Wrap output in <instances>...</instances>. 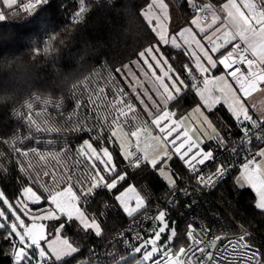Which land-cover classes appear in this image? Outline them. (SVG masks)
<instances>
[{
    "label": "trees",
    "instance_id": "trees-1",
    "mask_svg": "<svg viewBox=\"0 0 264 264\" xmlns=\"http://www.w3.org/2000/svg\"><path fill=\"white\" fill-rule=\"evenodd\" d=\"M206 1L218 7L226 0ZM147 2L42 0L26 9L15 5L5 8V18L0 20V189L12 203L26 187L36 189L48 201L49 195L70 184L81 209L101 227L97 234L75 217L64 215L50 221L53 227L65 225L61 233L76 247L67 256L70 258L58 260L60 264H96L97 259L98 264H103L96 254L105 248L118 250L110 261L124 256L114 239L135 212L125 208L121 211L120 206H124L114 200L118 191L109 193L104 189L100 173H107L98 159L90 161L82 144L91 141L97 149L108 148L123 170L127 165L119 156L122 150L112 133L117 124L129 133L138 127L155 126L156 131L154 118L162 112H175L178 120L201 103L196 89L202 76L183 48L165 43L169 46L164 48V55L183 74L186 87L191 78L190 88L179 100L171 104L168 101L153 115L146 112L120 72L124 64L138 59L146 48L162 43L143 15ZM169 2L174 13L176 9L180 15L172 29L191 22L199 4L189 0L190 10L183 0ZM33 50H38L37 58L31 56ZM226 108L221 104L208 113L224 141L220 144L213 137L205 142L203 146L215 154L228 147L233 132L237 133L234 118ZM138 153L141 154L138 151L133 156L145 159ZM170 168L182 178L176 185L191 182L192 172L179 159H174ZM129 172L127 183L136 187L137 195L145 199V207L155 205L170 188L148 165ZM236 176L234 172L220 181L202 196L199 206L201 211L211 209L212 215L217 214L230 231L237 230V221L242 223L254 232L252 242L264 252V210L255 207L257 197L250 188L234 182ZM94 180L100 183L90 189ZM6 231H10V225L0 230V264H13V246L4 239Z\"/></svg>",
    "mask_w": 264,
    "mask_h": 264
},
{
    "label": "crops",
    "instance_id": "crops-1",
    "mask_svg": "<svg viewBox=\"0 0 264 264\" xmlns=\"http://www.w3.org/2000/svg\"><path fill=\"white\" fill-rule=\"evenodd\" d=\"M192 1L195 2V0ZM196 1L199 2L197 7H201V11L195 10L191 22L185 23L176 29H172V26L179 23L180 15L176 9L174 13L172 7L169 15V5L171 6L169 1L165 3V0H151V3L142 12L162 43L183 48L191 55L196 71L202 76L196 89L201 101L206 102L209 106H214L222 101L221 104L230 107L237 116L254 113L264 119V83H261V81H264V30L258 31L254 21L250 26L240 18L241 12L246 15L249 13L244 0H237L238 6L234 5L231 0H226L218 7H214L206 0ZM255 1L259 11L264 9V0ZM0 5H2V0H0ZM0 12H2L1 8ZM203 14H206V19L203 18ZM173 32L176 34L172 35ZM245 51L251 52L255 60L252 63L245 64L242 73L235 79L229 78L222 68H218L213 72L209 71V67L213 63H219L220 59L228 64H237L243 59ZM120 72L149 115H153L162 106L167 105L168 101L173 98V93L180 87H186L185 82L176 76L177 70L169 60L165 59V55L160 53L157 45L146 48L140 53L138 59L125 64ZM163 114L165 112L155 117L154 121ZM167 115L170 116L169 119L171 120L172 114L168 113ZM209 119L211 120L210 117ZM176 126L182 127L194 140L198 142L203 140L204 144L211 140L209 138L217 135L214 129L204 123V117L196 110V106L179 118ZM215 128L217 129L216 126ZM134 130L137 132L135 133V136L138 137L136 139L133 138L132 133H128L119 124L114 127L113 135H115V139L119 144L123 143L121 145L127 147V149L128 146L133 145L134 149L132 150L139 151L144 158L153 162L168 151L167 142L162 139L159 132L155 131V126L153 128L138 127ZM149 145L153 147L150 148ZM261 149L264 150V145ZM122 151L125 156H129L130 153L131 156L134 154L132 151L126 152L124 148ZM85 154L92 162L100 157H103L105 161L108 160L104 151L98 154L93 151H86ZM166 171L172 172L170 167ZM239 174L240 172L237 173V176ZM100 181H103L102 178ZM100 181L94 180L92 188L97 186ZM28 188L31 187L26 189ZM127 189L128 193L126 195L129 193L132 194L131 197L134 194L137 195L135 189L126 188L125 190ZM33 192L35 193V191ZM30 198L29 201L42 199L38 194L34 195L33 193ZM49 199L56 203L46 204L39 208L28 207L29 210L23 208L22 210L28 211L31 220H41L43 218L44 222L48 223L49 230L52 231L54 227L50 224V221L56 219L59 215H64L56 208H64L66 204H71L74 210L73 214H76L68 217H75L81 224L82 217H84L88 224H82V226L85 228L95 226L89 223L88 216L80 207L78 195L69 184L62 190L53 193ZM137 199L140 200V203L136 208H130L128 202L124 204L121 202V204L126 210L133 212L143 206L141 197ZM75 200L79 206L77 203L74 206L73 202ZM134 204L133 202L132 205L134 206ZM96 223L98 224V222ZM93 230L97 234L101 233V227L99 232ZM45 242L43 243L45 244Z\"/></svg>",
    "mask_w": 264,
    "mask_h": 264
},
{
    "label": "snow or ice",
    "instance_id": "snow-or-ice-1",
    "mask_svg": "<svg viewBox=\"0 0 264 264\" xmlns=\"http://www.w3.org/2000/svg\"><path fill=\"white\" fill-rule=\"evenodd\" d=\"M231 2L238 6L237 0H231ZM147 3L150 4L151 0H148ZM165 3H168V0H165ZM183 3L186 6H189L191 10L189 0H183ZM249 7L250 6L246 4V8ZM170 8L171 6L169 5V15ZM240 18L244 20L245 24L250 26L253 21H255L257 30H264V9H262L258 14L250 11L246 15L244 12H241ZM175 34V32L172 33V35ZM167 46L169 45L162 43L157 44V48L161 54H164V48ZM165 59L168 60L170 57L166 56ZM234 67V63L228 64L223 59H220L219 63H213L209 67V71L213 72L218 68H222L229 75H233L232 69ZM237 71H239V69H237ZM176 76L183 80V74L181 72H177ZM261 83H264V81H261ZM187 85V87H180L173 93V98L169 100V104L179 100L183 96L184 92L189 90L191 78L187 82ZM194 94L197 95L195 91ZM221 102L222 101L216 103L214 106H209L206 102L201 101V104L196 105V110L204 117V123L218 133L215 138L219 140L220 144H224V141L220 139L221 134L217 131L215 125L207 115L209 112H214L221 105ZM169 111L172 110L169 109ZM226 111L234 118V123H239V126L242 129L241 136L245 138L244 142L250 144L251 138L253 137L257 140H264V134L255 136L253 131L255 130L264 133V121H258L259 126L257 127L252 123L251 118L245 119L242 116L237 117L236 113L230 107L227 106ZM176 122L177 117L175 112H173L171 120L165 113L153 122L156 125V131L165 133V135L162 136V139L168 142V151L154 162L146 158L138 159L136 156H131V153L129 156H125L123 151H121L119 156L127 165V167L122 170L111 151L108 148H104L103 151L108 158L107 163H105L103 157L98 158L97 162L100 166H102L101 168L105 170L107 175L103 172H101L100 175L104 182L105 190L109 193H112L114 190L118 191V194L114 196V200L118 202L119 206L121 203V193L126 188L136 189L134 185L127 183L131 178L129 169H140L143 165H148L154 172H156L159 176H162L167 181L169 187H175L177 180L182 179L178 173L171 172L169 174V172L166 171L169 169L171 162L174 159H179V161L186 166V170H190L194 174V179L198 186H204L211 189L215 187L216 183L222 180L227 174L229 168L223 163L218 165L215 172H212L209 175H205L200 172L198 166H204L206 163L214 161L215 153L213 150H207L203 147V140L198 142L194 140L189 133H186L182 127H177ZM212 138L213 137L209 139ZM149 147L151 148L153 146L149 145ZM138 155L142 154L138 153ZM256 157L261 159L257 160ZM109 165H111L110 168ZM97 171L99 172V169H97ZM234 182L240 187H244L246 185L250 188L255 193L256 197H258L255 207L257 209L264 210V150L259 149L255 153H251V159L247 158L246 162L241 165L240 174L235 178ZM27 193H32V189L28 188L25 191H22L20 193V197L22 198H18V201L28 199ZM33 194L36 195L35 193ZM83 194L85 196L89 195L88 193ZM133 200L135 201L134 206L131 203ZM139 202L140 201L137 197L133 196L129 199L128 206L130 208H136ZM0 203L6 206V208H0V218L9 221V224L11 225L10 231H6L4 239H6L13 246L11 257L14 260V264H33L34 260L45 264L48 256L46 254L41 255L42 252L47 253V248L42 246V241H47L45 224L40 222V224L44 226V235L39 239H36L26 234V230L34 226L31 223L27 224L25 219L22 218L23 215L31 220L30 217L24 215V213L20 210L19 204L16 203L14 206L13 203H11L5 196L3 191H0ZM44 203L54 204L56 202L51 199L48 201L43 199L30 201V204L32 205H42ZM145 205L146 202L145 199H143V207L137 208V212L144 209ZM120 208L122 212L125 211L124 207L120 206ZM5 210H7V215H4ZM125 214L127 215V213ZM166 215V211H159L158 214L151 217V220H154L156 223L152 224L151 227L146 230V235L149 239H152L153 237L156 238V245L159 249L156 253L152 254L151 264H163V261L167 260L168 256L177 255L173 244L176 237V235H174L175 228L171 227L170 229V224L166 220ZM9 217H11V219H9ZM13 221L18 222L19 227H17V224ZM40 221L45 220L41 218ZM9 224L0 222V230L9 228ZM56 227L63 229L65 225L59 224L56 225ZM209 232L210 229L202 228L198 233L197 229L193 225H189V230L187 231L186 236L189 244H193L194 246L191 249H182L178 257L179 260L187 262V260L194 258L196 260V264H205V262H207V264H264V252H261L250 245L246 240V236H240L238 240L228 239L224 236H215L210 240H205L204 237L207 236ZM221 240H225L226 243L221 245L219 243ZM150 247L151 245L149 244L146 248L142 249V251L147 252ZM170 247L172 251H169ZM162 257L163 259H161ZM68 258L70 257H65V259Z\"/></svg>",
    "mask_w": 264,
    "mask_h": 264
},
{
    "label": "built area",
    "instance_id": "built-area-1",
    "mask_svg": "<svg viewBox=\"0 0 264 264\" xmlns=\"http://www.w3.org/2000/svg\"><path fill=\"white\" fill-rule=\"evenodd\" d=\"M40 1L42 0H16L15 6L17 9H26L36 5ZM244 2L250 6L248 8L249 12L251 11L257 14L260 12L255 0L254 2L253 0H244ZM195 10L201 11V7H196ZM203 18H207L206 14H203ZM254 60V55L249 51H245L243 59L235 64V67L232 69L233 75H229L226 72L227 76L229 78L235 79L242 73L244 65L252 63ZM237 69H239V71H237ZM241 116L245 119L251 118L252 123L257 127L259 126L258 121H264L262 117L254 113H246L237 117ZM236 127L237 133H235L236 131L233 132L234 136L232 138L231 144L223 150L218 151L215 154L214 161H210L204 166L199 167L201 173L209 175L212 172H215L218 165L223 163L229 168V171L223 178L225 179L234 172H240L241 165L246 162V159H251V153H255L262 148L261 143L264 140H257L253 137L251 138L250 144L244 142L245 138L241 136L242 129L240 128L239 123H236ZM253 131L255 136L264 134L259 131ZM128 149L132 150L133 145L128 146ZM256 159L259 160L260 158L256 157ZM218 183H216V185ZM214 188L215 187L209 189L204 186H198L195 182L194 174L192 173V180L190 183L170 187L155 205L145 207L140 212H137L136 210L129 222L119 229L114 240L119 248L125 252L124 256L116 257L110 261V258H114L118 255V250L116 248H105L102 252H100V250L97 251L96 258L100 256V262L103 264H151V258L142 261L137 257L135 258L132 256V251L141 244L148 243L149 245V243L152 241V239L147 237L146 230L150 228L152 224L156 223L154 220H151V217L158 214V212L161 210L166 211V218L169 219L170 225L175 224L177 228L176 237L173 241L177 255L168 256V259L164 260L163 264H196V260L194 258L187 260V262L179 260L178 258L182 249H191L194 246L193 244H189L186 236V233L189 230V225H193L197 229L198 233L202 228L210 229L208 235L204 237L205 240H210L215 236H224L228 239L238 240L240 236H246L247 242L255 249H258L252 242L256 235L250 229L246 228L242 223L237 221V230L230 231L227 226L222 224L223 221L217 219V214L215 217L212 215L213 213L211 209L208 208L201 211L199 205L202 196L207 195ZM205 214L213 217L214 220L208 219ZM181 222H183V224L178 226ZM219 243L222 245L226 243V241L221 240ZM169 251H172L171 247ZM46 255L48 256V259L45 264H60L50 252L49 254L46 253ZM161 259H163V257ZM95 261L97 262L96 264H98V259ZM125 261L126 263H124ZM35 264H42V262L35 261ZM205 264H207V262H205Z\"/></svg>",
    "mask_w": 264,
    "mask_h": 264
},
{
    "label": "rangeland",
    "instance_id": "rangeland-1",
    "mask_svg": "<svg viewBox=\"0 0 264 264\" xmlns=\"http://www.w3.org/2000/svg\"><path fill=\"white\" fill-rule=\"evenodd\" d=\"M168 1H170V0H168ZM14 5H16V0H2V5H0V8H1V11L2 12H0V20H3L4 18H5V13H4V10H5V8H8V7H11V6H14ZM33 53H35V54H33ZM33 54V55H32ZM31 56L33 57V58H37V56H38V50H33V51H31ZM127 64V63H126ZM125 65V64H124ZM123 65V66H124ZM122 66V67H123ZM121 67V68H122ZM127 81V80H126ZM129 85V84H128ZM130 87V86H129ZM131 89V88H130ZM132 91V90H131ZM133 92V91H132ZM135 95V94H134ZM136 96V95H135ZM136 98H137V96H136ZM138 99V98H137ZM139 100V99H138ZM141 104V103H140ZM166 106V105H165ZM246 114V113H245ZM239 116V115H238ZM117 125H119V124H117ZM121 125V124H120ZM149 128H151V127H149ZM128 132V131H127ZM112 133H113V130H112ZM129 133V132H128ZM132 136H133V138L134 139H136V138H138L137 136H135V133H137L136 132V130H133L132 132ZM114 134V133H113ZM114 137H115V135H114ZM116 138V137H115ZM121 144H123V143H120V147L123 149H125L126 150V152H135V150H129V149H127V147H124L123 145H121ZM82 147H83V150L85 151V153H86V151H93L94 153H96V154H98V153H103V150H104V148H100V149H97L93 144H92V142L91 141H87V142H84L83 144H82ZM121 149V150H122ZM133 149H134V147H133ZM38 160H39V157H38ZM105 163H107V161H105ZM110 166V165H109ZM169 172V174L171 173L170 171H168ZM239 176V175H238ZM47 178H49L48 176H47ZM68 184H66L64 187H66ZM99 185V184H98ZM69 186H71L70 184H69ZM63 187V188H64ZM72 187V186H71ZM92 187H93V185H91L90 186V189H92ZM27 188V187H26ZM26 188H24L23 189V191H25L26 190ZM32 188V187H31ZM73 188V187H72ZM34 189V188H33ZM32 189V193H34L33 191H35V193H36V195L38 194L39 196H40V198H42L43 199V196L42 195H40V193L39 192H37V190L36 189H34L33 190ZM60 190H62V189H60ZM59 190V191H60ZM0 191H2L1 189H0ZM75 191V190H74ZM32 193H27V196H28V199H25V200H22V201H18V198H22V197H18L17 199H15L14 200V203H13V205L15 206V204L16 203H18L19 204V208H20V210L24 213V215H26V216H28V211H25V210H29V208L28 207H33V208H37V207H35V206H33L32 204H30V201H29V199L31 200V195H32ZM55 193V192H54ZM128 193V189L127 190H125V192L123 193V194H121V196H120V198H122L121 199V202L124 204V203H126V202H128L129 201V199H131L132 197V194L131 193H129L128 195H126ZM126 195V196H125ZM51 195H49L48 196V198L50 197ZM134 196L135 197H137V198H139V196L138 195H136V194H134ZM10 201V200H9ZM73 201H74V199H73ZM140 201V200H139ZM11 202V201H10ZM133 202L135 203V201L133 200L131 203L133 204ZM12 203V202H11ZM75 203H77V205H78V202L75 200V202H73V204H74V206H75ZM140 203V202H139ZM138 203V204H139ZM79 204H80V202H79ZM137 204V205H138ZM79 206V205H78ZM6 206L5 205H3L2 203H0V208H5ZM42 207V206H41ZM25 209V210H22V209ZM39 208V207H38ZM73 208V206L70 204V205H68V204H66V206L64 207V208H62V207H57L56 209L57 210H59V212L61 213H63L64 214V216H70V215H72L73 214V212H74V210L72 209ZM32 214V213H31ZM76 213H74L73 215H75ZM4 215H7V211L5 210V212H4ZM59 216H62V215H59ZM29 217V216H28ZM23 218V217H22ZM27 218V217H26ZM26 218H24V219H26ZM58 218V217H57ZM89 218V217H88ZM28 219V218H27ZM89 220H90V224L91 225H95L94 227H91V228H93V229H95V230H98V232L100 231V227H99V225L96 223V221L95 220H91L90 218H89ZM166 220H167V222H169V219H167L166 218ZM82 224H84V225H87L88 223H87V221L85 220V218L84 217H82ZM83 221H84V223H83ZM0 222H2V223H5V224H9V222H5V220H3V218H0ZM14 223H16L17 224V227H19V224H18V222H16V221H13ZM170 224V223H169ZM10 225V224H9ZM61 225H63V224H61ZM98 225V226H97ZM10 227H11V225H10ZM171 227H174L175 228V233H174V235H176V232H177V228H176V225L175 224H173V225H170V229H171ZM54 235H52V236H50V238L45 242V244H42V246L43 247H45V248H47V253L49 254V252L57 259V260H63L65 257H67V256H69V255H71L72 253H74V251L76 250V247H75V245L69 240V238L67 237V236H64L62 233H61V231H60V228H57L56 226H54ZM50 243V244H49ZM149 244H151V247L148 249V251L147 252H144V251H142V249H144V248H146L147 246H148V243H143V244H141L140 246H138V247H136L133 251H132V256H134L135 258L137 257L138 259H140V260H142V261H144V260H148V259H150L151 258V256H152V254H154V253H156L159 249H158V247H157V245H156V238L155 237H153L152 238V241L149 243ZM43 254H46V253H41V255H43ZM87 263H89V261H84V262H81V263H78V264H87Z\"/></svg>",
    "mask_w": 264,
    "mask_h": 264
},
{
    "label": "water",
    "instance_id": "water-1",
    "mask_svg": "<svg viewBox=\"0 0 264 264\" xmlns=\"http://www.w3.org/2000/svg\"><path fill=\"white\" fill-rule=\"evenodd\" d=\"M41 223H44L45 226H46V237L48 239V237L54 235V230H49V225L47 222H44V221H40V220H31V221H27L26 223L27 224H32L34 227H30L29 229L26 230V234L36 238V239H39L41 236L44 235V226H42ZM43 242L45 241H42V244Z\"/></svg>",
    "mask_w": 264,
    "mask_h": 264
}]
</instances>
